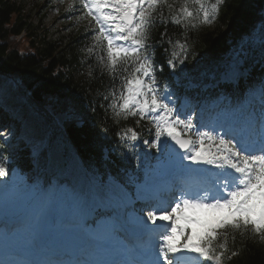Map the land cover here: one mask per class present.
I'll list each match as a JSON object with an SVG mask.
<instances>
[{
  "label": "snow or ice",
  "instance_id": "1",
  "mask_svg": "<svg viewBox=\"0 0 264 264\" xmlns=\"http://www.w3.org/2000/svg\"><path fill=\"white\" fill-rule=\"evenodd\" d=\"M224 3L215 0L209 6L208 0H182L171 23L184 27H196L193 21L211 24ZM79 4L83 12L77 20L90 17L94 25L88 52L99 49L98 63L121 81L120 89L111 93L110 107L124 118L138 115L144 119L153 114L151 146L159 151L158 167L180 177L181 187L166 189L170 200L147 187L137 194L156 200L146 210L147 220L138 222L150 234L149 243L139 249L116 248L107 231L84 228L83 216L100 205L88 204L83 194L73 195L72 208L63 210L58 231L84 242L75 251L63 246L47 229L59 209L54 200L44 199L31 218L28 236L14 247H0V264H222L229 231L242 236L251 232L264 239V109L258 117L242 112L225 116L219 130L213 127L193 135V120L182 118L170 97L160 95L149 54L151 30L157 18L167 23L163 9L171 10L173 5L168 0H79ZM165 36L166 32L161 33V40ZM177 46L184 59L173 50L168 63L174 70L177 59L180 64L187 59V45L177 41ZM0 136L7 140L9 133L0 131ZM123 139L135 142L139 134L127 128ZM7 175L5 162L0 160V178ZM34 194L44 195L40 189H34ZM113 209L119 210L120 204ZM11 211L0 205V222H10ZM154 239L159 243L151 242Z\"/></svg>",
  "mask_w": 264,
  "mask_h": 264
},
{
  "label": "trees",
  "instance_id": "2",
  "mask_svg": "<svg viewBox=\"0 0 264 264\" xmlns=\"http://www.w3.org/2000/svg\"><path fill=\"white\" fill-rule=\"evenodd\" d=\"M167 11V23L155 25L151 30L153 49L150 54L158 82L168 75L166 55L169 60L175 50L176 56L184 59L180 48H174L177 41L187 45L185 62L175 61L182 80H206L224 70L234 58L249 66L260 52L259 39L264 37V0H225L211 28L196 21H193L196 27L173 24L170 17L175 12L165 7L163 14ZM61 16L66 20L64 12ZM44 18L41 15L33 23L29 14L14 0H0V75H16V88L22 97L50 119L52 114L71 109L72 121L65 123L63 131L65 140L94 177L104 180L107 174L115 176L114 166L122 160L115 153L111 156L115 152L113 148L117 147L123 128H133L139 118L118 117L110 107L111 93L120 89L121 81L101 69L93 55L86 51L87 29L78 28L72 21L55 30L53 26L49 29L43 25ZM165 32L166 36L161 40V33ZM21 37L25 41L24 49L12 41ZM72 102L84 114L78 120L79 109L74 110ZM78 121L80 125H76ZM103 148L109 151L111 163L101 161ZM18 156L17 164L26 172H31L30 161L38 168L44 164V155L39 160L40 165L31 155L19 153ZM227 252L237 253L230 259L233 264H264V245L249 233L242 236L238 232H229Z\"/></svg>",
  "mask_w": 264,
  "mask_h": 264
},
{
  "label": "rangeland",
  "instance_id": "3",
  "mask_svg": "<svg viewBox=\"0 0 264 264\" xmlns=\"http://www.w3.org/2000/svg\"><path fill=\"white\" fill-rule=\"evenodd\" d=\"M14 1L23 7L26 14H29L30 19L32 20L33 23H36V21H38V19L40 18L41 15H44L45 18L43 20V25L49 29H51L52 28L51 26H53L54 30L58 26L67 23V22H64V19H62L61 15L63 12L70 13L71 19H73L75 21L77 20V18L75 17V15H73V13H76L77 15L81 16L82 12H83L82 6L79 4V0H77V2L75 4L72 3V0H47L48 3H45V0H14ZM89 18L80 20V21H82V23L78 24V28L87 27L88 31L90 33H92L94 25L93 24L90 25V23H85V22H89ZM209 28H211V27H209ZM12 41H13L14 45L17 46L18 48H21V49L25 48V41L23 40V37L14 39ZM167 66H169V65H167ZM169 68H170V66H169ZM14 79H16V78L13 77V78H8V79L7 78L6 79H0V94L3 95V99L5 98L6 102L12 101L13 99H15L14 98ZM173 82H176V78H173ZM2 87H4V88L2 89ZM21 104H23V103L21 102ZM72 105H73L74 110H78L77 106L74 105V103ZM185 105L186 104H181V111H183ZM14 106H18V105L15 104ZM21 109H18L15 112L14 117L19 118L22 115ZM24 111L27 114L23 115L24 116L22 119L23 125L20 126L19 129H16L13 131L11 129H9L6 131V133H9V137L7 139H13V141L7 143L6 139H2V143H4L7 146V148H9L8 153L12 152L16 149L19 150V148H20L19 146H20L21 142L15 141V140L19 139V138H21V140L27 139L28 138L27 135L29 134V132H27V130H29V127L31 126V125L30 126H28V125L31 121L35 120V118H28V111H27L26 107L24 108ZM150 114L151 113H149L147 116H145V119H148ZM72 116H73V113L71 112V109H67L66 114L57 116V120H59L60 122H63L64 120L70 119ZM82 116L83 115L80 112V115L78 117H82ZM152 123L153 122H151V124ZM43 125L45 126V128L42 127V128H44L43 132L40 135H38L37 137H35V139H37V140L41 136H45L48 132L46 125L44 123H43ZM2 138H5V137H2ZM1 150L2 149L0 148V151ZM50 151L51 152L58 151L57 145H55L53 148H51ZM72 159H74V157ZM4 162H5L6 168L8 169L9 161L8 162L4 161ZM7 176H5V177H7ZM75 176H76V178H78L79 174L76 173ZM5 177H3V178H5ZM28 178H30L29 175L24 176V175L20 174V176H19L16 173H12L10 178L7 180V182L9 183V187L12 188V191L9 192L8 194L7 193L4 194L3 197H0V205H6L8 207H10V205L14 206V207H18L19 205H21L22 207L20 208V210H23V213L28 212L26 214L28 217L27 218L24 217L23 225H26V224L31 222V218L33 216V213L35 212V210H31L29 212V210L32 209L35 206V204L38 202L37 200L39 198L37 195L34 194V189H40L44 195L48 194L47 198H50L54 201L57 197L62 198L64 201L67 199L65 193L60 190L59 181H57V179L60 178L59 175H56L55 178L48 180V183L50 185L51 184L53 185V183L55 185V186H49L45 182L46 178H44L43 175L38 174L37 176L33 177V179H30L33 182H35L36 188H33L29 192H27V190L23 189L24 183L26 182V180ZM78 179L81 182L83 181V177H81V176H79ZM1 180H2V178H0V181ZM4 180L5 179H3L2 182H4ZM2 182H0V183H2ZM76 194H80V193L78 192ZM96 194H97V196L99 195L98 190H96ZM44 195H43V197H44ZM83 195L86 197L87 201L91 197V194L87 189H86V192L83 193ZM5 196H8V199ZM43 197H40V198L42 199ZM27 205L29 206V210H28ZM103 224L105 225V222Z\"/></svg>",
  "mask_w": 264,
  "mask_h": 264
},
{
  "label": "bare ground",
  "instance_id": "4",
  "mask_svg": "<svg viewBox=\"0 0 264 264\" xmlns=\"http://www.w3.org/2000/svg\"><path fill=\"white\" fill-rule=\"evenodd\" d=\"M18 102L21 104V101H18ZM206 111L208 112V110H206ZM211 111H212V109H211ZM211 111H209V113H210ZM36 122H37V121H36ZM32 124H33V126H32V127L30 126V127H29V130L32 132V135H34V134H38L40 130H37V129L35 130V129H34V123H32ZM32 124H31V125H32ZM35 124H36V123H35ZM3 139H5V138H3ZM7 140H8V141L10 140V142L13 141V139H7ZM210 168H211V166H210ZM212 170H213V169H212ZM4 192H6V193H7V192H10V188H7V190H5ZM0 194H1V193H0ZM2 197H3V196H2ZM5 197H6V196H5ZM7 208H8V207H7ZM25 238H26V237H25L24 235H22V238H20V239L18 238V240H22V241H23Z\"/></svg>",
  "mask_w": 264,
  "mask_h": 264
}]
</instances>
